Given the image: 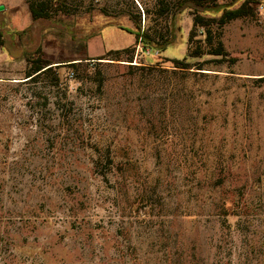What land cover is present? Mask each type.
Instances as JSON below:
<instances>
[{
	"label": "rangeland",
	"instance_id": "374dc122",
	"mask_svg": "<svg viewBox=\"0 0 264 264\" xmlns=\"http://www.w3.org/2000/svg\"><path fill=\"white\" fill-rule=\"evenodd\" d=\"M157 1L0 0V264H264V0H217L251 14L191 46ZM129 12L176 40L136 44Z\"/></svg>",
	"mask_w": 264,
	"mask_h": 264
},
{
	"label": "trees",
	"instance_id": "16d2710c",
	"mask_svg": "<svg viewBox=\"0 0 264 264\" xmlns=\"http://www.w3.org/2000/svg\"><path fill=\"white\" fill-rule=\"evenodd\" d=\"M72 0H26V3L28 4L29 11L31 14V17L34 21L38 20H49L53 17H56L61 14L65 15H71V14H77L78 12L82 11L81 4H72ZM240 0H233V3H237ZM218 3L217 0H179L177 3H171L167 0H158L156 2V8L158 11V14L161 16H170L172 18V21L176 18L177 15L181 14L186 9H191L193 11V27L191 29L190 35H189V45H193L194 39L197 36L198 29H205V35H206V43L211 44L213 41V28L216 27L217 29L224 28L228 23L241 19L244 17L249 16L250 9H248V1L244 2L240 7L236 9H225L221 16L219 17H208L205 16V13L207 12H213L216 9H218ZM95 7L93 3L90 4L88 10L92 11ZM102 11L105 14H108L107 8H103ZM144 13L149 15V10L144 9ZM129 18L135 23L136 30H130L125 29L128 33H131L135 35L136 37V44H143L144 48L154 47L156 49L166 50L169 46H171L174 41L176 40V36L172 34V37H165L158 35V33H154L155 37H158L157 39L153 37V35L143 27L142 25V14L139 13H133L129 12ZM158 35V36H157ZM6 45V38L5 34L2 30H0V49L4 48ZM201 49V47H200ZM136 50V47L128 48L122 51H116V52H108L106 56H112L116 55V57L119 59L122 54H134ZM224 55V47L222 42H219V47L217 50H215L214 53H204V52H194V56H200V55ZM193 55V54H192ZM104 56V57H106ZM98 59H105V58H98ZM133 59V56L131 55V58ZM86 60H89V58H86ZM27 62L30 64V69L28 72V79H33L40 75L43 70L48 68L52 65L49 61L42 60L38 58L35 61L27 60ZM132 62V61H130ZM174 63L176 65H179L181 63L180 60H175ZM71 66L76 65V63L70 64ZM201 69V68H200Z\"/></svg>",
	"mask_w": 264,
	"mask_h": 264
},
{
	"label": "water",
	"instance_id": "95a60500",
	"mask_svg": "<svg viewBox=\"0 0 264 264\" xmlns=\"http://www.w3.org/2000/svg\"><path fill=\"white\" fill-rule=\"evenodd\" d=\"M4 5H0V12H2L4 10Z\"/></svg>",
	"mask_w": 264,
	"mask_h": 264
},
{
	"label": "built area",
	"instance_id": "2783aa9c",
	"mask_svg": "<svg viewBox=\"0 0 264 264\" xmlns=\"http://www.w3.org/2000/svg\"><path fill=\"white\" fill-rule=\"evenodd\" d=\"M149 54V53H148Z\"/></svg>",
	"mask_w": 264,
	"mask_h": 264
}]
</instances>
